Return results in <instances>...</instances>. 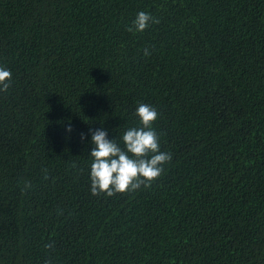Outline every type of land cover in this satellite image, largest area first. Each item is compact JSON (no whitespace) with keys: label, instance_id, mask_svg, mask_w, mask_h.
<instances>
[{"label":"trees","instance_id":"obj_1","mask_svg":"<svg viewBox=\"0 0 264 264\" xmlns=\"http://www.w3.org/2000/svg\"><path fill=\"white\" fill-rule=\"evenodd\" d=\"M0 66V264H264V0H0ZM140 103L171 160L92 195Z\"/></svg>","mask_w":264,"mask_h":264},{"label":"clouds","instance_id":"obj_2","mask_svg":"<svg viewBox=\"0 0 264 264\" xmlns=\"http://www.w3.org/2000/svg\"><path fill=\"white\" fill-rule=\"evenodd\" d=\"M157 23L159 20L151 13L141 11L126 30L135 34ZM143 54L148 56L149 49L145 48ZM11 79V71L0 66V92H7ZM135 114L139 119V127H130L124 132L123 147L115 139H108L105 130L89 129L91 144L94 145L90 151L92 195L105 194L111 197L150 184L161 176L163 165L171 160V153L160 150L159 136L153 128L158 118L157 110L150 104L140 103ZM67 130L72 131L70 125ZM80 138L84 140L83 133Z\"/></svg>","mask_w":264,"mask_h":264}]
</instances>
